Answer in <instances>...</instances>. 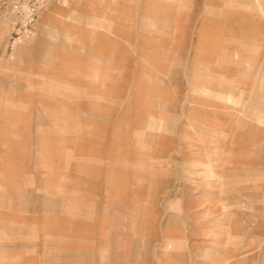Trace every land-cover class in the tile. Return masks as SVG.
Here are the masks:
<instances>
[{"label": "rangeland", "instance_id": "rangeland-1", "mask_svg": "<svg viewBox=\"0 0 264 264\" xmlns=\"http://www.w3.org/2000/svg\"><path fill=\"white\" fill-rule=\"evenodd\" d=\"M156 2L0 0V264H109L107 218H163L150 192L169 186L186 190L174 208L185 202L190 234L222 240L198 263L264 264V0L215 9L223 47L260 38L253 50L171 66L178 84L158 48L192 38L177 18L191 2ZM169 117L185 124L183 152H167Z\"/></svg>", "mask_w": 264, "mask_h": 264}, {"label": "crops", "instance_id": "crops-1", "mask_svg": "<svg viewBox=\"0 0 264 264\" xmlns=\"http://www.w3.org/2000/svg\"><path fill=\"white\" fill-rule=\"evenodd\" d=\"M155 1L159 4L164 2L167 13L168 11H171L170 0ZM224 1L225 0H190L191 3L188 6V8H190L189 14L182 13V15L177 16L179 19L182 17L190 19L193 22L191 29L184 27L179 29L181 30L180 35H190L192 38H189V41L182 44V46L176 47L174 37L172 43L167 41L164 46L158 48V50L167 51L166 60L168 65V76L173 74V78L169 79L173 84L185 82V78L182 77L184 71L180 69L172 71L170 70L171 66H188L187 61L190 59L191 63L194 62L193 66L195 67L204 66L205 69H211L214 65L211 63V60L212 58H216V51L222 52V50L225 49L230 51H247V53H249V51L254 49V45L261 40L260 38H257L258 41H242L240 38H235L232 44L231 39L227 43L228 45L233 46L223 47V42L219 36L223 35L224 31L221 30V24H219V27L217 25V20L222 19L223 11L216 12L215 9H218ZM174 3H176V0H174ZM184 3L186 5L188 0H184ZM212 7H214L213 16H211ZM185 8H187V6H185ZM175 9L176 7L174 6V11ZM170 17L171 15L167 16V18ZM236 18H239L238 12ZM243 28H245V25L241 24V26L238 27L237 24V26L231 27V30L226 32L227 34L225 35L238 36L243 33H241L240 30ZM170 31L168 30V35H171L172 31ZM176 33V30H174L172 33L173 36H175ZM204 51H207V53H204ZM213 52L214 54H212ZM208 53H211L213 57ZM196 60L197 63L195 62ZM205 74H208L210 77L213 76L211 71H206ZM199 82H202V80ZM204 82H207V80L205 79ZM197 99V102L199 103L198 114L200 115L199 126L202 128V116L204 114L206 115V112L201 111V106H207V100L206 98H201V96ZM182 109L183 111L179 112L184 116L187 112L184 108ZM167 110L170 116L171 114H175V107L174 105L171 106V102H168ZM183 129H185L184 122L175 126V121L173 119L170 117L167 119L166 129L164 130L167 137H164L163 139L164 141L166 140L167 152H170L171 149L174 150L175 147H178L179 150L183 152L185 144L180 138V135H183ZM203 129L205 132L207 131L206 127ZM206 136L207 133H205V138ZM162 151L163 150L160 152ZM176 156V154L168 155L167 161L172 164L176 161L183 162L184 158L182 159V156L184 155L180 156V160L177 159ZM172 176L174 178H180V176L181 178L184 177L180 173L179 175L173 173ZM172 176H169V178ZM169 188L170 186L163 192L167 195V198L161 200L157 197L161 192L156 188H151L150 199L154 200V203H151V205H154L158 210L160 207L162 211L166 212V215L161 219L155 218L150 220L149 223L135 221L133 231V226L127 229V224L121 225V222L119 223V220H115L114 217L111 218L109 216V218H107V227L105 229L107 230V241L105 240L107 245L105 246V252L109 264H200L196 260L199 259V253L207 252L204 244L222 242L221 238H217L213 241L209 239L204 240V236H194L190 234L189 227L191 224L187 221L186 217H184L185 202L178 201L176 204L177 210L174 208L175 201L177 200L175 195L178 197L183 196L186 194V190L184 189L185 192L181 193L179 190L177 193H171ZM154 197H156V199H154ZM45 204L52 203L46 202ZM132 261H134V263Z\"/></svg>", "mask_w": 264, "mask_h": 264}]
</instances>
